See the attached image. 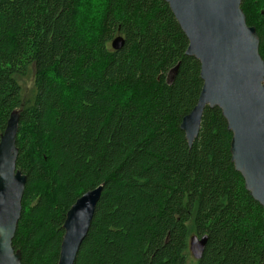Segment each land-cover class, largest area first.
Here are the masks:
<instances>
[{"label":"trees","instance_id":"16d2710c","mask_svg":"<svg viewBox=\"0 0 264 264\" xmlns=\"http://www.w3.org/2000/svg\"><path fill=\"white\" fill-rule=\"evenodd\" d=\"M241 6L264 60V0ZM188 46L165 0H0V138L20 111L27 176L22 264H58L68 211L100 186L74 264H264V207L222 111L206 107L192 146L181 129L204 84ZM193 235L208 236L201 260Z\"/></svg>","mask_w":264,"mask_h":264},{"label":"water","instance_id":"95a60500","mask_svg":"<svg viewBox=\"0 0 264 264\" xmlns=\"http://www.w3.org/2000/svg\"><path fill=\"white\" fill-rule=\"evenodd\" d=\"M189 40L187 55L201 63L203 88L181 124L190 146L206 107L219 108L232 132L231 154L246 189L264 207V60L257 30L247 24L242 0H165ZM125 40L112 42L120 50ZM177 68L172 70L174 77ZM20 111L11 113L0 138V264H22L13 245L22 215L27 176L17 168ZM103 187L82 195L64 224L58 264H74L93 222ZM208 236L193 235L189 249L201 260Z\"/></svg>","mask_w":264,"mask_h":264},{"label":"rangeland","instance_id":"374dc122","mask_svg":"<svg viewBox=\"0 0 264 264\" xmlns=\"http://www.w3.org/2000/svg\"><path fill=\"white\" fill-rule=\"evenodd\" d=\"M19 82L22 84L24 90H30L33 87V79L32 78H27V79H21L19 78ZM190 257L192 260H196L193 256L192 253L190 252Z\"/></svg>","mask_w":264,"mask_h":264}]
</instances>
